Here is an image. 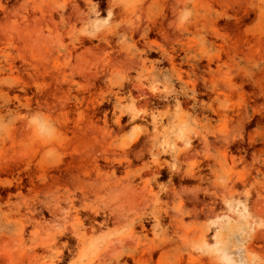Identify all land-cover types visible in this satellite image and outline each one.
I'll return each instance as SVG.
<instances>
[{
    "label": "rangeland",
    "instance_id": "1",
    "mask_svg": "<svg viewBox=\"0 0 264 264\" xmlns=\"http://www.w3.org/2000/svg\"><path fill=\"white\" fill-rule=\"evenodd\" d=\"M0 264H264V0H0Z\"/></svg>",
    "mask_w": 264,
    "mask_h": 264
}]
</instances>
